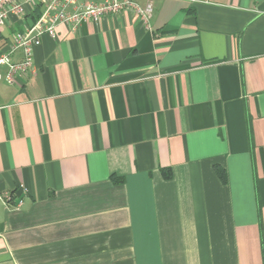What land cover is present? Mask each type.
<instances>
[{
  "label": "crops",
  "instance_id": "crops-1",
  "mask_svg": "<svg viewBox=\"0 0 264 264\" xmlns=\"http://www.w3.org/2000/svg\"><path fill=\"white\" fill-rule=\"evenodd\" d=\"M152 2L0 82V264H264V0Z\"/></svg>",
  "mask_w": 264,
  "mask_h": 264
},
{
  "label": "built area",
  "instance_id": "built-area-1",
  "mask_svg": "<svg viewBox=\"0 0 264 264\" xmlns=\"http://www.w3.org/2000/svg\"><path fill=\"white\" fill-rule=\"evenodd\" d=\"M42 7L38 20L22 32L16 33L5 47L0 48V82L9 86L18 84L21 78L34 75V51L45 36L57 38V27L65 25L72 32L88 21L100 25L106 18L122 12H133L141 25L150 30L154 6L152 0H0V31L11 18H25L29 7L32 11ZM23 53L20 62H14L17 52ZM7 69L6 74L1 70ZM23 189V187H21ZM6 205L12 202V195H2Z\"/></svg>",
  "mask_w": 264,
  "mask_h": 264
},
{
  "label": "trees",
  "instance_id": "trees-1",
  "mask_svg": "<svg viewBox=\"0 0 264 264\" xmlns=\"http://www.w3.org/2000/svg\"><path fill=\"white\" fill-rule=\"evenodd\" d=\"M41 13H42V10L40 12H35L34 13L33 23H31V25L34 24L38 20V18L40 17ZM0 40H1V38H0ZM6 44H7V41H4L3 43L0 44V48L5 47ZM219 175H220V178L222 179V181L226 182V174H225V172L224 171H219Z\"/></svg>",
  "mask_w": 264,
  "mask_h": 264
}]
</instances>
